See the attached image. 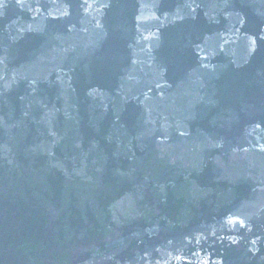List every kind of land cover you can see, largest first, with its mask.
<instances>
[{"label":"water","instance_id":"obj_1","mask_svg":"<svg viewBox=\"0 0 264 264\" xmlns=\"http://www.w3.org/2000/svg\"><path fill=\"white\" fill-rule=\"evenodd\" d=\"M0 264H264V0H0Z\"/></svg>","mask_w":264,"mask_h":264}]
</instances>
